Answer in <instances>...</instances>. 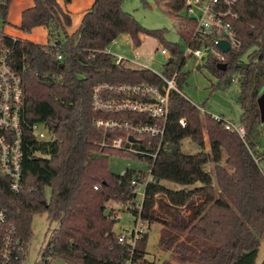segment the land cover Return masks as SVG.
I'll use <instances>...</instances> for the list:
<instances>
[{"label":"trees","instance_id":"16d2710c","mask_svg":"<svg viewBox=\"0 0 264 264\" xmlns=\"http://www.w3.org/2000/svg\"><path fill=\"white\" fill-rule=\"evenodd\" d=\"M32 1L34 6L24 11L20 30L30 33L43 27L48 31V44L14 40L3 33L0 57L1 51L9 48L10 64L23 78L28 124H45L55 140L37 142L25 130L19 194L11 192L9 180L0 173V210L7 212L6 227H15L20 238L30 244L36 215L47 214L51 222L59 224L51 244L42 252L41 264H49L50 257L62 258L68 264H144L148 233L131 251L130 244L119 242L124 234L114 231L118 220L105 215L109 201L136 207L133 201L138 185L132 181L139 173H112L107 151L145 161L149 166L144 178L151 177L153 181L145 186L141 209L132 208L131 212L136 224L139 219L149 227L161 224L158 247L177 259L162 264H257L264 242V174L259 166L264 160V152L259 149L264 124L258 105L264 93V0H238L240 19L234 25L241 45L224 55L227 70L218 68L217 59L207 60L206 68L224 88L231 86L233 75L238 74L237 101L242 109L241 126L246 131L242 138L227 130L224 120L204 115L217 187L206 169L209 156L205 152L201 111L180 93L170 94L166 136L155 161L147 155L153 152L149 147L151 138L142 137L141 144L133 145L146 155L134 154L110 145L117 138H126L127 132L115 130L105 138L94 124L100 118L136 121L141 117L135 113H95L92 93L97 84L162 85L149 71L115 65L112 55L105 53L108 45L122 34L132 38L135 48L142 45L140 34L156 39L171 56L164 68L165 76L171 78L177 73V87L182 91L187 74L183 72L186 59L180 46L165 43L162 31L142 27L123 10L125 0H96L72 35L68 32L71 14L59 0ZM62 1L68 5L73 0ZM11 2L0 0L3 30ZM180 6L179 12L183 0ZM189 20L194 25V20ZM59 55L62 61L57 59ZM241 63L249 67L238 69ZM181 121L186 122L185 128ZM187 138L203 151L185 154L182 143ZM163 182L182 188L170 189ZM48 187L50 199L45 193Z\"/></svg>","mask_w":264,"mask_h":264},{"label":"built area","instance_id":"2783aa9c","mask_svg":"<svg viewBox=\"0 0 264 264\" xmlns=\"http://www.w3.org/2000/svg\"><path fill=\"white\" fill-rule=\"evenodd\" d=\"M237 4L238 0H183L186 17L194 20L193 42L198 44L196 48H192L188 44L187 54L183 53L185 59L187 55L206 61L213 57L218 60L219 64L225 63V54L219 49V43L221 41L230 43V52L238 49L241 45L234 25L240 19ZM194 10H197L195 16L191 15ZM3 33V20L0 18V36ZM11 53L9 48H4L0 57V173L9 180L11 192L19 194L22 191L23 183L25 130H29L37 142H52L55 140V135L43 123L28 124L23 78L10 64ZM105 53L110 54L107 50ZM161 54L167 56L169 61L171 56L167 49L163 48ZM112 57L114 64L119 67L149 71L155 74L161 80L162 85L156 86L147 82L97 84L92 93V109L95 113H135L141 117L136 121L100 118L94 121L95 127L103 132L105 138L108 133L115 130L127 132L126 138H117L110 145L114 149H123L134 154L146 155V152L133 145L141 144L140 138L142 137L151 138L149 147L153 149V152H149L147 155L155 161L166 136L170 94L175 91L183 95L177 87V73L171 78H167L164 74L167 63L163 65V74H159L149 65L141 63L140 56L137 54L133 59L123 55H112ZM57 59L62 61L63 57L59 55ZM199 110L203 109L199 108ZM213 117L218 121L222 120L217 116ZM180 123L185 128L186 122L181 121ZM225 123L227 130L237 132L242 138L245 137L244 127ZM130 138H134L135 143L131 142ZM101 145L107 146L105 142H102ZM148 178H144L143 174L139 173L132 184L146 186L153 181L151 177ZM141 224H143L142 221L137 222V228L133 230L130 237L122 235L119 238L120 243L130 244L131 251L135 249L138 239L140 240L143 236L144 231L140 227ZM6 226L7 212L1 209L0 264H27L29 244L20 238L15 227ZM125 264L133 263L128 261Z\"/></svg>","mask_w":264,"mask_h":264},{"label":"rangeland","instance_id":"374dc122","mask_svg":"<svg viewBox=\"0 0 264 264\" xmlns=\"http://www.w3.org/2000/svg\"><path fill=\"white\" fill-rule=\"evenodd\" d=\"M181 1L182 0H125L123 3V10L132 14L145 29L162 31L165 43L177 44L182 49L183 53L187 54L188 44L194 48L197 43L193 42L192 36L195 27L193 23L186 18V11L183 8L181 12L178 11L179 7H181ZM11 3V10L16 14L20 7L19 1L14 0ZM196 14L197 10L191 13V15L194 16ZM178 15H180V17ZM139 38L142 41V45L135 48L132 38L128 34H122L118 36L113 43L108 45L106 50L111 55H123L131 59L137 54L140 56L139 61L141 63L149 65L152 70L159 74H163V65L168 62L167 56L161 54L163 45L156 39L143 34H140ZM39 42H42V40ZM244 61H246V58H244ZM206 64V60L187 55L186 64L183 68V72L187 74V78L181 92L193 105L203 109L201 111V119L204 125L203 137L206 144L205 152L209 156V163L206 169L213 177L214 186L217 187L215 163L212 158L207 121L204 115L217 116L225 122L240 127L242 109L237 101L240 94V83L238 81V74H235L233 75L235 78L233 84L228 88H224L219 85V80L216 76L206 68ZM259 149L264 152V137L261 138V147ZM182 151L187 155H195L202 152L203 149L191 139L187 138L182 143ZM105 154L106 156L110 155L108 157V166L109 170L114 174L123 175L126 171L130 170L146 176L149 172V166L145 161L123 155H114L115 153L113 152L105 151ZM224 157L223 163L225 161ZM259 166L264 174V160L259 162ZM163 184L174 190L182 188L179 184L171 182H163ZM137 188L138 195L133 201V203H136V207L130 205V203L126 204L119 201H109L105 204L106 211H109L107 216L112 215L113 218L118 220L114 227V231L118 235L124 234L130 237L133 230L137 228L135 216L131 212V209L140 208L144 198L145 186L138 185ZM45 193L47 199H50L51 188H46ZM159 208V206H156L157 210ZM58 227L59 224L51 222L47 214L36 215L33 218L32 231L34 236L28 246L27 264H41L42 252L51 244L53 232ZM140 227L143 229L144 233H148L146 246L147 255L144 264H162L165 260H171L173 262L177 260L171 253L163 252L158 247L162 229L161 224L154 223L149 227V224L143 222ZM135 247H138L137 243ZM263 260L264 242H262L260 247L257 264H261ZM48 262L49 264H68L59 257H50Z\"/></svg>","mask_w":264,"mask_h":264},{"label":"crops","instance_id":"0c3cea01","mask_svg":"<svg viewBox=\"0 0 264 264\" xmlns=\"http://www.w3.org/2000/svg\"><path fill=\"white\" fill-rule=\"evenodd\" d=\"M14 0H12L13 2ZM20 7L15 13L12 12L10 4L9 14L7 17V25L4 27L5 35L13 38L19 39L21 41H28L34 44L47 45L48 40V31L43 27H38L33 29L30 33L20 30L22 24V16L24 11L31 9L34 6L32 0H18ZM96 0H73L70 4L65 5L62 0H59L62 8L71 14L72 26L68 28L70 35L75 34L84 18V16L90 11L93 7ZM42 40V42H39Z\"/></svg>","mask_w":264,"mask_h":264},{"label":"water","instance_id":"95a60500","mask_svg":"<svg viewBox=\"0 0 264 264\" xmlns=\"http://www.w3.org/2000/svg\"><path fill=\"white\" fill-rule=\"evenodd\" d=\"M219 49L224 53L227 54L230 52L231 46L230 43L226 42V41H221L218 45ZM249 67L248 64H238L237 68L238 69H247ZM218 68L221 71H226L228 68V65L226 63H220L218 65ZM50 86V85H49ZM258 105H259V110H260V116H261V122L264 124V93L262 94V96L258 99ZM131 141L135 142L134 138H130ZM109 214V211L107 210L105 212V215L107 216Z\"/></svg>","mask_w":264,"mask_h":264}]
</instances>
